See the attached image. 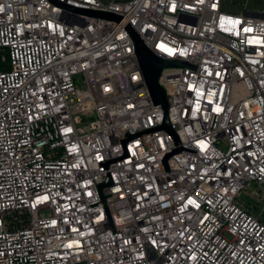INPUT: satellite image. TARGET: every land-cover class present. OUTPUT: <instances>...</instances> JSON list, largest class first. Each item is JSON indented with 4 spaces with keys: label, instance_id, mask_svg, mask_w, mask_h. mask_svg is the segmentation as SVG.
<instances>
[{
    "label": "built area",
    "instance_id": "built-area-1",
    "mask_svg": "<svg viewBox=\"0 0 264 264\" xmlns=\"http://www.w3.org/2000/svg\"><path fill=\"white\" fill-rule=\"evenodd\" d=\"M56 1L0 0V264H264V8Z\"/></svg>",
    "mask_w": 264,
    "mask_h": 264
},
{
    "label": "water",
    "instance_id": "water-1",
    "mask_svg": "<svg viewBox=\"0 0 264 264\" xmlns=\"http://www.w3.org/2000/svg\"><path fill=\"white\" fill-rule=\"evenodd\" d=\"M63 6H65L66 8L75 9L80 12H84V13L91 14L94 16H99V17L106 18V19H113L116 21H119L122 19V15L113 13V12H104V11L92 10V9L74 8L68 5H64V4ZM130 31L135 41V44H136L137 57H138L140 66L143 71L144 79L149 88L152 100L155 104H161L162 107L164 108V122L161 127L168 130L170 133H172L176 137L175 132L172 129L169 123V120H168V116H167L168 100H167V96H166V92L164 88L159 83V77H160L162 69L165 66L183 65L185 64V62L179 61V60L162 58L161 56L155 54L148 46H146L143 43L142 39L140 38V36L138 35L136 31H134L133 29H130ZM169 156L170 154H168L166 158H168ZM106 184H107L106 182L100 184L99 188L101 189Z\"/></svg>",
    "mask_w": 264,
    "mask_h": 264
},
{
    "label": "rangeland",
    "instance_id": "rangeland-1",
    "mask_svg": "<svg viewBox=\"0 0 264 264\" xmlns=\"http://www.w3.org/2000/svg\"><path fill=\"white\" fill-rule=\"evenodd\" d=\"M106 1V0H104ZM127 1V0H120ZM264 8V0H224L223 1V9L232 12H241L245 9H263ZM87 120V119H86ZM240 200L248 201L250 204H256L255 199L250 196V194L243 191L239 197Z\"/></svg>",
    "mask_w": 264,
    "mask_h": 264
}]
</instances>
